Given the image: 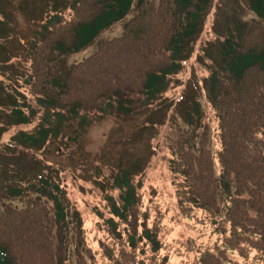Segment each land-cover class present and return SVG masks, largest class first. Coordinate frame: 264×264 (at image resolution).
<instances>
[{
  "label": "trees",
  "instance_id": "obj_1",
  "mask_svg": "<svg viewBox=\"0 0 264 264\" xmlns=\"http://www.w3.org/2000/svg\"><path fill=\"white\" fill-rule=\"evenodd\" d=\"M215 1L18 0L14 12L12 0H0V25L20 13L31 31L21 65L0 60L13 66L0 79V147L17 151L0 167L12 175L0 192V264H175L176 244L159 240L167 231L159 189L139 178L148 161L118 162L103 194L95 167L87 215L72 195V175L45 171L36 158L24 165L23 156L54 142L78 147L90 127L137 119L161 102L193 57ZM245 10L249 18L230 19L220 33L203 79L213 117L197 87L177 101L181 123L168 143L176 206L210 229L193 256L172 250L180 264H226L229 251L240 258L231 264H264V0H246ZM130 13L120 36L67 63ZM5 32L0 27V39Z\"/></svg>",
  "mask_w": 264,
  "mask_h": 264
},
{
  "label": "rangeland",
  "instance_id": "obj_2",
  "mask_svg": "<svg viewBox=\"0 0 264 264\" xmlns=\"http://www.w3.org/2000/svg\"><path fill=\"white\" fill-rule=\"evenodd\" d=\"M11 7L14 12L18 7V0H12ZM246 0H216L213 9L208 13L204 22L203 31L200 37L195 41V52L189 62L185 63L183 71L175 76V83L163 95L161 102L152 104L149 109L142 113L140 117L132 120L108 118L105 122L94 125L89 128L86 137L81 140V144L77 147L71 142H54L44 150H32L24 154V165L35 158L41 161L45 171L62 170L64 174L72 175V195L80 203L81 209L88 215V207L92 204L93 198L88 193V185L95 180L93 169L98 166L99 174L98 189L103 194L104 189H108V185L112 182L111 175L113 171L121 167H130L135 160L143 158L148 161L144 170L140 173L141 181L145 183H153L159 189L158 201L167 209L165 215V223L167 231L160 237V242L167 241L176 244L171 248L170 255L175 264H180L181 258L176 257L172 250L180 247L185 254L193 256L197 246L210 238V229L195 218L185 219L180 216L176 206L174 193L171 185V173L168 169L169 151L168 143L173 136L180 121V103L177 102L182 95L195 94L197 87L201 91L200 101L207 118H212V113L207 105L205 96L203 79L210 70L212 62L216 56L215 44L219 40L224 39L220 35L222 30L226 28L230 19L243 16L247 19L251 15L245 10ZM130 13L124 20L116 23L112 28L104 31L98 39L87 48L80 52L66 57L68 64L80 62L93 54L98 46L99 41L112 39L120 36L123 24L131 17ZM9 33H3V39H0V60L6 61L9 58H15V65H21L24 56V48L31 39H23L30 34V26L24 15L15 13L9 23L0 25ZM32 29V31H34ZM18 33L13 35L11 33ZM13 68L0 66V79H2L4 71ZM185 92V93H184ZM179 106V108H178ZM164 108V109H162ZM162 109L161 111H159ZM3 130H0L2 134ZM5 134L0 138L3 139ZM213 151L219 148L218 138L214 135L212 127ZM0 139V140H1ZM17 154L16 150L0 147V167L6 168V163L12 162V157H8L7 153ZM119 162V164H118ZM26 167L27 172L30 171ZM42 166H39L40 170ZM103 172V173H102ZM12 175L0 174V192L7 180H11ZM97 183V182H96ZM82 187V189H80ZM104 201V200H103ZM106 201V200H105ZM200 217V212H196ZM89 237V236H88ZM212 243H215V237L211 236ZM89 240V239H88ZM90 241V240H89ZM193 247L194 251L188 249ZM230 261H239V256L229 251Z\"/></svg>",
  "mask_w": 264,
  "mask_h": 264
}]
</instances>
